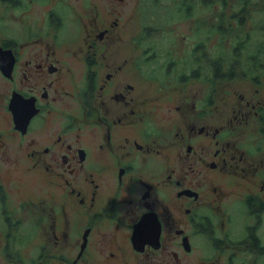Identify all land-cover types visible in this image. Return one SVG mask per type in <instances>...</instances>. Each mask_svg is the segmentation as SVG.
Wrapping results in <instances>:
<instances>
[{"label": "flooded vegetation", "instance_id": "af4514ba", "mask_svg": "<svg viewBox=\"0 0 264 264\" xmlns=\"http://www.w3.org/2000/svg\"><path fill=\"white\" fill-rule=\"evenodd\" d=\"M204 3L0 0V264H264V66Z\"/></svg>", "mask_w": 264, "mask_h": 264}, {"label": "trees", "instance_id": "16d2710c", "mask_svg": "<svg viewBox=\"0 0 264 264\" xmlns=\"http://www.w3.org/2000/svg\"><path fill=\"white\" fill-rule=\"evenodd\" d=\"M206 1L211 6H217V2H221L222 7L225 9L226 4L229 0H203ZM241 3L238 8L233 6L234 21L238 25H242L245 22L247 12L249 7L247 3L251 4L252 0H239ZM204 3V4H207ZM236 4V3H235ZM252 15V13H251ZM241 32V31H239ZM238 33V32H237ZM234 35V45H233V57L234 67L232 76L239 75L240 73L248 74L249 72L264 66V25H255V30L246 33L244 37ZM223 55H226L225 62L227 59V52L225 51ZM235 74V75H234Z\"/></svg>", "mask_w": 264, "mask_h": 264}, {"label": "rangeland", "instance_id": "374dc122", "mask_svg": "<svg viewBox=\"0 0 264 264\" xmlns=\"http://www.w3.org/2000/svg\"><path fill=\"white\" fill-rule=\"evenodd\" d=\"M234 2H238V0H234ZM253 5L249 7V10L246 15L245 22L242 25H238L236 23H233V33L234 35L241 31V32H248L254 29L255 25H259L264 23V0H252ZM255 4V5H254ZM233 6L235 8H238L239 5L233 3ZM222 12L225 11L223 7L221 8ZM218 8H214L211 5H202L200 16H201V21H202V26H205L206 28L212 27L213 24H216L219 22L218 19ZM221 13V12H220ZM252 13V15H251ZM180 26L182 24L180 23ZM225 28V26H223ZM227 43H229L226 40ZM162 54V52H160ZM241 78V77H239ZM223 90V89H222ZM221 90V91H222ZM8 175V174H7ZM1 235V234H0ZM4 241H2L3 243ZM32 252V250L30 251ZM0 256L3 258L8 257L12 261H14L13 256L5 254V252H0Z\"/></svg>", "mask_w": 264, "mask_h": 264}]
</instances>
